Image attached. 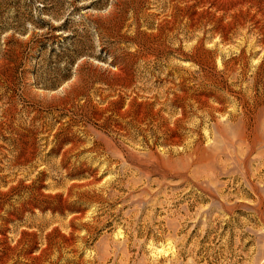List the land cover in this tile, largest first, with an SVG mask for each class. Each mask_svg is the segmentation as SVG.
<instances>
[{"label":"rangeland","instance_id":"374dc122","mask_svg":"<svg viewBox=\"0 0 264 264\" xmlns=\"http://www.w3.org/2000/svg\"><path fill=\"white\" fill-rule=\"evenodd\" d=\"M0 264H264V0H0Z\"/></svg>","mask_w":264,"mask_h":264},{"label":"bare ground","instance_id":"6f19581e","mask_svg":"<svg viewBox=\"0 0 264 264\" xmlns=\"http://www.w3.org/2000/svg\"><path fill=\"white\" fill-rule=\"evenodd\" d=\"M220 3V2H219ZM226 10V9H225ZM155 122H157V121H155ZM163 132V131H162ZM171 139V138H170ZM174 139V138H173ZM63 156V155H62ZM61 160V159H60Z\"/></svg>","mask_w":264,"mask_h":264}]
</instances>
